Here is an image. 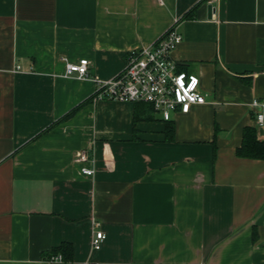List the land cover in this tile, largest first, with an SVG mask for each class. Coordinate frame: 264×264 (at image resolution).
Wrapping results in <instances>:
<instances>
[{
	"label": "crops",
	"instance_id": "1",
	"mask_svg": "<svg viewBox=\"0 0 264 264\" xmlns=\"http://www.w3.org/2000/svg\"><path fill=\"white\" fill-rule=\"evenodd\" d=\"M171 28L206 102L167 141L149 105L98 101L95 80ZM64 58H88L89 77ZM253 99L264 0H0V264H264V161L235 153L245 127L264 140ZM64 243L70 260L47 258Z\"/></svg>",
	"mask_w": 264,
	"mask_h": 264
},
{
	"label": "built area",
	"instance_id": "2",
	"mask_svg": "<svg viewBox=\"0 0 264 264\" xmlns=\"http://www.w3.org/2000/svg\"><path fill=\"white\" fill-rule=\"evenodd\" d=\"M182 35L174 28L161 35L153 44L129 52L121 72L108 80L96 79V100H110L122 103H144L157 113L163 122L172 121L174 115L187 114L192 107L206 102V95L200 90L199 77L178 69L173 56ZM66 62V76L79 79L89 77L90 60L81 58ZM20 66H18V69ZM255 122L264 123V101L253 99L250 103ZM76 161L83 164L82 173L93 175V159L89 151L80 154ZM91 247L98 250L104 239L100 223L93 220ZM51 261H62V256H53Z\"/></svg>",
	"mask_w": 264,
	"mask_h": 264
},
{
	"label": "trees",
	"instance_id": "3",
	"mask_svg": "<svg viewBox=\"0 0 264 264\" xmlns=\"http://www.w3.org/2000/svg\"><path fill=\"white\" fill-rule=\"evenodd\" d=\"M80 108V107H79ZM78 107L67 114L60 121H65L71 118L79 109ZM136 117H134V124ZM164 134L167 141L173 140L174 124L172 121L164 122ZM236 156L244 159L262 160L264 161V140H259L256 136V130L252 127H245L242 132V140L240 146L235 151ZM255 240V234H253ZM62 256V260H70L72 256V248L68 243H64L60 248L53 250L47 258L53 256Z\"/></svg>",
	"mask_w": 264,
	"mask_h": 264
},
{
	"label": "water",
	"instance_id": "4",
	"mask_svg": "<svg viewBox=\"0 0 264 264\" xmlns=\"http://www.w3.org/2000/svg\"><path fill=\"white\" fill-rule=\"evenodd\" d=\"M207 8H208V17L210 18V17H211V13H212V11H213V7H212L211 4H209V5L207 6Z\"/></svg>",
	"mask_w": 264,
	"mask_h": 264
}]
</instances>
